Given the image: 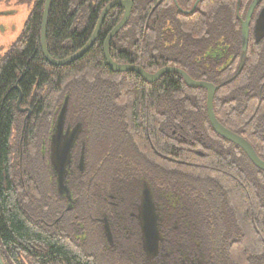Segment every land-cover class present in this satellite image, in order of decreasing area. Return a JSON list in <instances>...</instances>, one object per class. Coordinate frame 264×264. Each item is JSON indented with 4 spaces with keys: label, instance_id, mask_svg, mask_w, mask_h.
I'll list each match as a JSON object with an SVG mask.
<instances>
[{
    "label": "trees",
    "instance_id": "1",
    "mask_svg": "<svg viewBox=\"0 0 264 264\" xmlns=\"http://www.w3.org/2000/svg\"><path fill=\"white\" fill-rule=\"evenodd\" d=\"M44 1H33L21 35L0 58L3 264H133L108 247L101 218L136 211L144 183L186 215L184 245L201 246L189 259L196 252L202 264H264V173L212 130L205 90L175 74L149 84L135 73L110 72L102 48L120 7L107 13L82 58L50 65L40 48ZM110 1L50 0L49 56L79 51ZM130 1V18L108 47L111 59L146 72L175 67L219 86L216 119L264 161V38L257 43L253 36L264 0L254 9L245 49L240 20L253 0H200L193 10L196 0ZM65 101V118L81 127L84 145L83 171L69 181V211L56 194L48 156ZM140 253L136 262L149 264Z\"/></svg>",
    "mask_w": 264,
    "mask_h": 264
},
{
    "label": "flooded vegetation",
    "instance_id": "2",
    "mask_svg": "<svg viewBox=\"0 0 264 264\" xmlns=\"http://www.w3.org/2000/svg\"><path fill=\"white\" fill-rule=\"evenodd\" d=\"M263 18L264 5L260 8L254 20L253 36L257 43L261 42L264 38ZM148 73L153 74L155 72ZM66 101L64 102V106L66 105ZM65 115L60 132H57L56 124L58 118H56L48 143V156L56 194L65 202V211H69L73 205L69 181L76 173L81 174L83 171L84 145L82 143L78 144L79 135L82 132L81 127L68 122ZM72 136H74V140L69 150L68 160L61 171L60 160L62 152L66 144L71 141ZM145 188L148 189L152 211L156 220L157 242L153 253H150L147 249L142 229L143 192ZM164 198L166 200L167 196L161 195L159 191L154 195L146 183H144L141 197L138 199L139 206L136 211L127 214L117 212L114 213L111 218L103 216L101 218V225L108 247L115 253L119 252L125 254L128 259L131 257L133 264H138L134 254L136 250L141 252L142 258L149 264H202L201 261L195 260V257L198 255L196 252H200L201 250L198 241L192 240L197 249H195L193 245L190 249L184 245L188 235V229L184 223L186 215L184 218V215L178 214L174 207L165 206L162 202ZM166 202H168V200H166ZM179 237L181 239L182 237L184 238L182 243H180ZM189 251H196L191 255V259L188 258ZM119 253L117 257L123 261V254L119 256Z\"/></svg>",
    "mask_w": 264,
    "mask_h": 264
},
{
    "label": "water",
    "instance_id": "3",
    "mask_svg": "<svg viewBox=\"0 0 264 264\" xmlns=\"http://www.w3.org/2000/svg\"><path fill=\"white\" fill-rule=\"evenodd\" d=\"M200 0H196V2L193 5L192 10L196 7L197 3ZM262 0H253L251 3L246 17L244 20H240L241 25V36L243 39L242 45L243 49L246 47V43L249 37V25L251 22V18L254 12L255 7L261 2ZM175 2V0H174ZM49 4L50 0L44 1V7H43V13H42V20H41V28H40V48L42 55L44 59L52 66L61 67L66 66L68 64H71L80 58H82L94 45L97 35L99 33V30L101 28V25L107 15V13L113 8V7H120L123 11L122 17L119 20V22L114 26V28L109 32L107 37L105 38L102 52H103V58L106 62V65L110 72L112 73H135L136 75L140 76L144 81H146L149 84H152L156 82L158 79L161 78L164 74H175L182 78L185 85L191 89H203L206 92V115L209 122L210 127L212 130L223 140L226 142L238 147L244 155L247 157V159L250 161V163L259 171L264 173V161L261 160L258 155L256 154L255 150L251 146V144L245 140L243 137L235 134L234 132L230 131L229 129L225 128L222 124L219 123V121L216 119V116L214 114L213 109V101L216 91L218 90L219 86H215L211 83L204 82V81H196L190 78L183 70L175 67H164L159 69L157 72L150 74L143 70L140 66L131 65V64H118L114 62L110 55H109V44L111 40L122 30V28L126 25L128 22L131 10H132V2L130 0H112L101 11L97 24L95 26V29L93 33L91 34L89 40L86 42V44L76 53L73 55L61 59L56 60L52 59L46 49V43H45V30H46V23H47V17L49 12ZM20 102V96L17 102V106H19ZM65 115V106L61 109L60 114L57 119V132H60L63 119ZM71 141H69L66 146L64 147V150L62 152L61 156V171L64 168L65 163L68 160V154L69 150L72 144V141L74 140V136L71 137ZM142 229L144 233V239L147 246V249L150 253H153L156 248V242H157V236H156V225H155V216L152 211V205L150 202L149 192L148 189L145 188L143 192V208H142ZM0 264H3L1 258H0Z\"/></svg>",
    "mask_w": 264,
    "mask_h": 264
},
{
    "label": "rangeland",
    "instance_id": "4",
    "mask_svg": "<svg viewBox=\"0 0 264 264\" xmlns=\"http://www.w3.org/2000/svg\"><path fill=\"white\" fill-rule=\"evenodd\" d=\"M33 1L0 0V58L6 54L21 35L24 24L32 10ZM62 108L60 106L58 116Z\"/></svg>",
    "mask_w": 264,
    "mask_h": 264
},
{
    "label": "bare ground",
    "instance_id": "5",
    "mask_svg": "<svg viewBox=\"0 0 264 264\" xmlns=\"http://www.w3.org/2000/svg\"><path fill=\"white\" fill-rule=\"evenodd\" d=\"M237 16H238V11H237Z\"/></svg>",
    "mask_w": 264,
    "mask_h": 264
}]
</instances>
